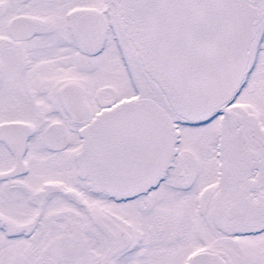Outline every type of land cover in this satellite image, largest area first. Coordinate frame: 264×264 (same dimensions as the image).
Wrapping results in <instances>:
<instances>
[{
  "label": "snow or ice",
  "instance_id": "snow-or-ice-1",
  "mask_svg": "<svg viewBox=\"0 0 264 264\" xmlns=\"http://www.w3.org/2000/svg\"><path fill=\"white\" fill-rule=\"evenodd\" d=\"M0 264H264V0H0Z\"/></svg>",
  "mask_w": 264,
  "mask_h": 264
}]
</instances>
